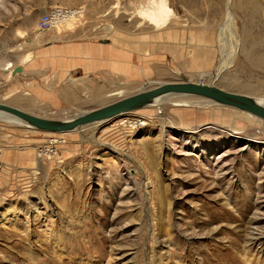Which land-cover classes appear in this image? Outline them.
I'll return each mask as SVG.
<instances>
[{"label":"rangeland","instance_id":"1","mask_svg":"<svg viewBox=\"0 0 264 264\" xmlns=\"http://www.w3.org/2000/svg\"><path fill=\"white\" fill-rule=\"evenodd\" d=\"M142 2L0 0V102L64 119L128 83L133 94L184 80L264 98V69L246 55L264 54V0H168L164 31L213 33V66L198 69L187 42L173 40L175 57L115 41L113 30L154 31ZM56 7L75 13L39 29ZM173 98L81 133L0 118V264H264V120Z\"/></svg>","mask_w":264,"mask_h":264},{"label":"bare ground","instance_id":"2","mask_svg":"<svg viewBox=\"0 0 264 264\" xmlns=\"http://www.w3.org/2000/svg\"><path fill=\"white\" fill-rule=\"evenodd\" d=\"M137 10H138L137 14L139 15L140 19H143L145 21V24H147L150 28H155L154 31L143 33V34L141 33L139 35H130L129 33H124V32L118 31V30H113L112 32H114L115 35L113 34L112 36L114 37V39L117 43H121L124 45L126 44L130 48L137 50L139 52H142L143 54H146V55L147 54H151V55L152 54H158L156 52L157 47L161 46V49L164 48V49L169 50V52L171 54H173L175 57L176 56L181 57L182 51L180 50V48L177 47V44H175V42H173V40L179 41V42H181V41L187 42V44H188L187 45V51L185 53L186 54L190 53L191 55L188 57L184 56V58H186L185 62L188 64L189 67L198 69V68H202V67L208 68L209 66L210 67L213 66V63H214L215 58H216L215 57V51L213 49L214 46L212 44L213 33H212L211 37L209 36V32L207 35H203V34L199 33V31L196 30L194 27L193 28L187 27V28H182V29L177 28L175 30L168 29V30L164 31V28H166L170 25L169 23L171 22V15L173 14V10L170 8L168 0H144V2H142V4L139 6V9H137ZM137 14H136V16H137ZM140 19H139V21H140ZM56 25L57 24H55L54 26H56ZM68 25L70 27V25H71L70 22H68ZM163 40L165 41V43H162ZM168 40H170V42ZM252 48H254V46ZM252 48L250 50H248L247 54L245 53L247 55V59L249 61H251L255 66L262 67L264 69V54H262V53L261 54H259V53L255 54V50ZM245 52H247V51H245ZM225 65H221V66H219V68L216 67L217 69H214V71L212 73L214 75V77L218 76L219 72L221 71V69ZM13 72H14V70H13ZM187 81H191V80H187ZM167 82H169V81H167ZM199 83H204V82H199ZM159 84H161V83H155L152 85V87H155L156 85H159ZM128 85L129 86L123 85V87H117L116 89H112V90H110L109 93H107V94L105 93V96L119 95V94H125L124 96L130 95V94L125 93V89L129 88L131 86V84H129V83H128ZM76 86H78V85H76ZM81 87H83V86H81ZM94 87H97L98 90L103 89L102 92L97 91V93H96L94 91L96 94L103 93L107 88L106 84H100L99 85L98 83ZM152 87H150V88H152ZM144 89H148V88H144ZM144 89H140L139 91L144 90ZM77 95L78 94H76L71 89H70V91L63 90L61 93V96L67 102H71L72 100L76 99ZM188 96H190V98H185ZM167 97H170V98L174 97V98L178 99V101H174V103H176V104L181 103V104L187 105V104H191V103H196V104L205 105V106L223 105V104H220V103H218L212 99L204 98V97H200V96L186 95V94H181V93H164V94H161L159 96L154 97L147 104L142 105L141 107H139L137 109L122 112L121 114H118V115L111 117V118H104V119L88 122V123L79 125L77 127H74L72 129H69L66 131H53V132H65V133L69 134L73 131H77V132L81 133L88 127L98 126V125L104 124V123H106V122H108V121H110V120H112V119H114L120 115L130 113V112H134V111L142 109L146 106H154V105L156 106V105L160 104L162 101H165L164 99ZM250 97H252L256 103L264 106V98H255L253 96H250ZM193 98L200 99V100L197 102L196 99H193ZM190 99H192V100H190ZM14 101L18 102V99L15 98ZM225 106H230V105H225ZM14 107H16V106H14ZM230 107H233V106H230ZM233 108H236V107H233ZM91 109H93V108H91ZM236 109H238V108H236ZM90 110L80 111L78 113H75L74 116L67 117L64 119L50 118V117L49 118L55 119L58 121H67V120L74 118L77 115L86 113ZM238 110H240V109H238ZM240 111L242 112L243 110H240ZM243 112H245L250 117L255 116V115L250 114L249 112H246V111H243ZM31 114H33V113H31ZM255 117H257V116H255ZM0 118H3L4 121H8L9 123L14 122L18 125L21 124V125H24L26 127L36 128L33 125L29 124L28 122L18 118L17 116L12 115L8 112H4L2 110H0ZM46 118H48V117H46ZM36 129H39V128H36ZM39 130H44V129H39ZM44 131H52V130H44ZM185 131L186 132H192V130L190 131L189 129H186Z\"/></svg>","mask_w":264,"mask_h":264},{"label":"water","instance_id":"3","mask_svg":"<svg viewBox=\"0 0 264 264\" xmlns=\"http://www.w3.org/2000/svg\"><path fill=\"white\" fill-rule=\"evenodd\" d=\"M21 66L14 68V73H20ZM164 93H181L212 99L223 105H230L264 120V106L246 94L226 91L213 84L199 83L195 81H169L155 87L144 89L136 93L115 99L109 103L93 108L90 111L77 115L67 121H58L41 117L24 111L12 105L1 103L0 110L8 112L28 122L36 128L52 131H66L79 125L111 118L122 112L137 109L147 104L151 99Z\"/></svg>","mask_w":264,"mask_h":264},{"label":"built area","instance_id":"4","mask_svg":"<svg viewBox=\"0 0 264 264\" xmlns=\"http://www.w3.org/2000/svg\"><path fill=\"white\" fill-rule=\"evenodd\" d=\"M74 13L75 11L61 7L53 8L41 15L38 21V27L42 30L51 28L55 24L68 20Z\"/></svg>","mask_w":264,"mask_h":264},{"label":"crops","instance_id":"5","mask_svg":"<svg viewBox=\"0 0 264 264\" xmlns=\"http://www.w3.org/2000/svg\"><path fill=\"white\" fill-rule=\"evenodd\" d=\"M50 51H54V50H50ZM48 52H49V51H47V53H48ZM116 66H117V65H116ZM120 66H121L120 68H121V69H122V71L124 72V70H123L124 68L122 67V65H121V64H120ZM117 67H119V66H117ZM120 68H119V69H120ZM67 90H68V91H70V89H67Z\"/></svg>","mask_w":264,"mask_h":264}]
</instances>
